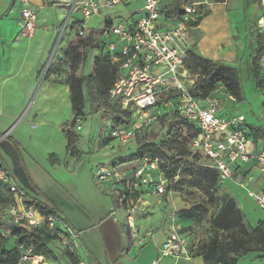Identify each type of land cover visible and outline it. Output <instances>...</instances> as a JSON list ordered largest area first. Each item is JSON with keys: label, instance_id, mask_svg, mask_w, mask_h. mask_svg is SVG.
Instances as JSON below:
<instances>
[{"label": "built area", "instance_id": "2783aa9c", "mask_svg": "<svg viewBox=\"0 0 264 264\" xmlns=\"http://www.w3.org/2000/svg\"><path fill=\"white\" fill-rule=\"evenodd\" d=\"M18 2L19 34L31 37L36 30L35 8L29 0ZM258 2L263 12L255 31L264 37V0ZM211 3L208 0H171L164 5L160 0L74 1L57 37L60 40L68 25L75 21L71 20V12L76 6L83 17L88 18L99 15L102 8L138 5L129 13L128 21L103 16L100 28L91 30L89 34L93 49L98 50L96 56L103 60L107 55L110 65L116 67L108 100L126 114L125 117H117L116 123L108 130V139L126 143L133 140L139 130L164 117L177 115L189 126L187 151L190 157L201 154L203 161L200 164L216 170L221 185L234 180L264 211V189H247V183L252 179L250 166L257 168L264 178V145H259L246 134L243 115L226 111V105L235 101V97L222 86L204 97L190 92L197 76L186 67L189 53L196 44L193 31L198 25L202 5ZM76 37L80 40L88 37L79 25ZM54 52L55 49L50 56ZM256 65L264 73V52L257 57ZM80 121L78 116L76 122ZM80 127L77 123L75 128L79 130ZM193 131L197 134H191ZM126 165L120 161L111 166L99 163L94 175L99 183L107 185L106 192L110 191L115 196L112 214L119 209L125 210L123 229L127 233L128 248H133L144 241L135 224L136 211L148 204V197L154 196L156 203H160L161 197L169 193V180L177 178V175L172 179L165 177L162 166L168 168L172 164L163 156L145 154L136 158L132 167L126 168ZM0 182L12 195L11 203L0 209L2 237H9L13 230L19 228L25 229L29 235H36L39 229H44L54 235L66 252L76 257V264H86L78 254L80 233L58 212L43 213L1 161ZM15 247L19 251V264H39L41 261L33 242H18ZM166 256L190 258L188 241L177 229L165 237L158 248L157 259L151 264H158V260Z\"/></svg>", "mask_w": 264, "mask_h": 264}, {"label": "rangeland", "instance_id": "374dc122", "mask_svg": "<svg viewBox=\"0 0 264 264\" xmlns=\"http://www.w3.org/2000/svg\"><path fill=\"white\" fill-rule=\"evenodd\" d=\"M160 1L164 5L171 0ZM262 12L263 8L258 0H227V4L224 6L220 2L203 4L199 10L197 24L208 13H211L212 17L205 21L201 33L199 32L201 36L197 43V50L200 52L204 48L206 56L215 54L218 56V60L221 59L222 64L235 67L238 70L243 98L241 101L231 102L230 106L233 107L235 114L244 116V127L251 134L250 136L264 145V90L256 88L251 75V66L257 46L255 25ZM67 15L68 13L66 17ZM103 16H109L121 22H126L130 18L127 7L123 6L102 8L99 15L88 18H84L76 6L72 18L75 21H81L79 26L83 28L85 36H89L91 30L100 28ZM66 17H57V23L63 27ZM65 31L66 34L63 33L62 40L67 38L68 32H70L69 36L76 35L74 26L68 25ZM73 41L81 43V46L77 47L79 50L67 52L73 47L71 46L73 42H68L62 48L56 43V51L59 49L60 52L58 54L54 52L56 55L49 58L48 54L45 56L39 69V75L45 76L49 71H52L58 73L60 77L62 75L68 77L67 75L72 73V59L78 61L75 68L77 75L94 74L88 83L86 110H83V115L80 116L81 121L76 122L75 120L74 127L70 126L73 115L69 95L67 91L63 90L64 84H58L43 89L36 96L30 95L26 101L5 100L0 95V119L2 121L0 126L5 124L11 128L5 136H3L4 131H0V136L9 141L7 136L12 131L14 135L18 134L20 130L21 132L26 131V127L30 124L29 121L33 125V120H40L42 124L34 127L30 134L23 133L24 145L39 162H45V158H49L50 153H54L62 163L68 161L64 165L69 166V171H75L76 174L70 173L69 176L72 177L68 175L58 177L59 173L63 172L62 169H54L51 165H46L47 170L52 178H64L63 187L70 194L89 201L92 199L90 197L94 194L93 192H103L104 184L99 183L94 175L97 164L111 166L113 159H129L125 167L130 168L136 163V153L139 147L147 143L160 147L159 152L169 160L171 158L177 160L181 147L184 146L187 151L189 126L181 117L173 115L160 119L146 129L139 130L135 138L126 143L108 139V130L116 123V118L119 115L125 117L126 114L122 113L120 107L111 113L106 112L105 105L109 102L107 90L112 87L113 83L107 73L100 69L95 70L93 67V57L98 50H92L90 45H84L81 40ZM209 59L212 58L209 57ZM52 61H54L53 64ZM5 111L16 114L12 122L8 123L11 120L9 116L2 115ZM77 123L81 126L79 130L75 128ZM61 125L67 126V128L70 126L73 135L71 154L75 156L78 154V161L71 162L66 158V141L60 128ZM195 155L192 158L187 155L183 159L177 178L169 180V193L163 196L160 203L157 204L155 198H149L150 207L141 213L142 226H147V230L162 236H167L173 229H177L187 239L190 252L193 255H201L203 259L207 258L204 260L206 264H223L226 255L238 259L242 258L247 250L264 249V228H261L264 226L263 222L257 231L253 230L255 227L251 226V222H249L251 218L264 221V211L259 209L254 204L255 202H251V207L246 208V205L244 207V214L247 212L249 214L248 221L241 213V221L236 220L233 228L225 230L215 227L214 219L224 209L228 201H234L235 209H239L237 201L233 197L237 198V195L244 192L228 182H224L223 185L215 189L212 188L213 192H211L207 181L197 171L203 157L201 154ZM0 158L13 173L17 172L13 169L12 161L5 159L1 145ZM189 159L192 163H188ZM255 170L260 174L257 168ZM43 181L45 182L44 178L37 179V182L42 186L45 184ZM58 190H52V194L61 197L63 193ZM212 193L213 197H211ZM1 206L0 203V208ZM187 209L195 211V220H185L180 217V212ZM5 240L8 241L9 247L13 245L12 239L7 240L6 238ZM48 248L51 253H39L41 259L39 264H76L69 258L58 240H51L48 243ZM260 256H264V252L253 254L254 258Z\"/></svg>", "mask_w": 264, "mask_h": 264}, {"label": "crops", "instance_id": "0c3cea01", "mask_svg": "<svg viewBox=\"0 0 264 264\" xmlns=\"http://www.w3.org/2000/svg\"><path fill=\"white\" fill-rule=\"evenodd\" d=\"M74 1L81 2L85 0H29L30 4L36 11V30L33 36L26 37L19 34L20 5L18 0H0V95L3 99H20L26 101L30 95L33 94L36 96L43 89L58 84H64L63 90L65 92L67 91L70 97V90L67 84V79L70 74L67 75L68 77H64L63 75L60 77L58 73L49 71L45 76H40L39 69L47 54L49 58L54 49L56 54L60 52L59 49L56 51V43H58V46H61V48L68 44V42H73L71 46H76L78 44L73 40L80 39L77 38L76 35L69 36L70 32L67 33L68 36L65 40L60 38L59 42H57L59 27L61 26L57 23V17L65 18L66 14H69L70 5L73 4ZM94 1H97L98 3L103 2V0ZM216 3L217 2H212L211 4ZM220 4L223 6L226 5L227 0L220 2ZM137 8L138 5H135L132 7L129 6L127 9L129 13H132ZM74 9L71 12L72 22L74 21V18H72ZM53 17H55V20H53ZM211 17V13H208V15L200 21L196 29H194L193 34L195 35L196 44L193 48V52L204 57H210L212 60H218V56L215 54L206 56L204 48L201 49L200 52L197 50V43L201 36L200 33L203 25L205 21ZM64 34H66V31ZM95 56L96 55H94V57ZM220 61L221 59L218 60V62ZM53 62L54 61H52V64ZM93 67L95 68L94 65ZM91 76L93 77L94 74L92 73ZM82 90L85 100V111L88 84H84ZM226 107V111L231 110L230 113H234L232 106L227 104ZM2 115L9 116V119L11 120L8 121V123L12 122L16 116V114L9 111L3 112ZM0 122H2L1 119ZM29 123V126L26 127V131L24 130L21 132L20 130V132L15 135L12 134V131L11 134L7 136L9 141L0 138L3 155L5 159H10V161H12V165L14 166L13 169L17 172L13 173L10 168L6 165L5 166L12 174L16 183L25 190L29 197L33 199L38 198L47 202L80 233V248L78 254L85 263L151 264L152 261L156 260L158 256V248L166 236L147 230V226H142L141 224L143 222L141 218L142 211L150 207L149 198L156 199V197H148V204L139 207V210L136 211L135 224L141 235L144 236V241L139 246L128 248L127 233L123 229L126 212L123 209H119L115 211V214H112L111 211L115 206L116 199L112 192H106L108 188L107 185L104 184L102 193L100 191L93 192L94 194L90 197L92 199L89 201L70 194L68 190L63 187L62 182L64 178L58 179V177L69 176L70 173L76 174L75 171H69V166H65L68 161H63L62 163L61 160L56 158L54 153H50L49 158H45V162H39L33 156V154L27 149V146L24 145L23 133L30 134L33 128L41 125L42 122L40 120H33V125H31V121H29ZM60 128L65 135L67 126L63 127V125H61ZM10 129L11 128H8L5 124H1L0 126V131H4L3 133L6 134ZM261 144L262 143H259V145ZM49 151L51 150L49 149ZM66 151V158L69 161L73 162V160H79V155H72L68 150L67 145ZM0 161L3 162L1 158ZM117 161L119 162L120 159H113L111 165ZM46 165H51L54 169H62L64 173H59L57 179L52 178ZM250 168L252 179L247 183V189H264V178L255 170V167L250 166ZM40 178L45 179V182L43 181L45 183L43 186L37 182V179ZM226 182L244 192L243 194L241 192V194L237 195V198L231 196L237 201L242 216L247 220L249 214L248 212L247 214H244V207L245 205L246 208L251 207V202L254 203V201L247 195L246 189L238 187L234 183V180ZM45 189H47V192H45ZM52 190H58L63 194L61 197L60 195H58V197L54 196ZM163 196L161 197V200ZM249 222L253 223H250L253 227L258 226L261 222L264 224L263 220H253V218H251ZM144 250H146V252H144ZM253 254V252L245 254L238 260L237 264H264V257L254 258ZM158 264H206V262L201 255H193L190 252L189 259L166 256L161 257L158 260Z\"/></svg>", "mask_w": 264, "mask_h": 264}, {"label": "trees", "instance_id": "16d2710c", "mask_svg": "<svg viewBox=\"0 0 264 264\" xmlns=\"http://www.w3.org/2000/svg\"><path fill=\"white\" fill-rule=\"evenodd\" d=\"M214 1L222 2L224 0H214ZM177 4H179V2ZM80 22L81 21L76 20L73 22L71 26L77 27L80 24ZM82 41L84 42V45H90L91 48H94L93 40L91 39V36H88L86 39ZM255 41L257 43V46L255 48V55L251 66V75L255 82L256 88L258 90H264V73L261 72L256 65L257 57L264 52V37L263 35L257 33L256 31H255ZM79 46H81V43H78L76 46L71 47V49H69L67 52L70 51L75 52V50H78L77 47ZM106 58L107 55L104 56L103 60H101L97 56L94 57L95 70L96 69L103 70L104 73H107V75L110 76V80L113 83L116 74V67L110 65V63ZM77 64H78L77 59H72L71 61L72 73L69 75L67 79V84L70 90V97H69L70 104L73 113V119L70 123V126L73 127L76 118L78 116L83 115V110L85 108V100L83 96L82 86L84 84L87 85L89 81L92 79L91 75H81V76L77 75L75 73V68ZM186 67L188 68L191 74L197 75L194 83L190 87V92L193 95L204 97L207 94L214 91L218 86H222L223 89L229 92L231 95H233L237 101L242 100L243 98L242 88L239 81L238 70L235 67L226 66L221 62L203 57L201 55L194 53L193 51H190L189 53V57L186 62ZM116 108H118V106L114 102L109 101L105 105V110L108 113H111ZM70 126L67 128L65 135H66L67 148L72 153L73 135L70 131L71 130ZM191 134H197V131H193L191 132ZM246 134L248 136L251 135L248 132H246ZM253 139L256 142V139L255 138ZM156 146L157 145L150 143L141 145L136 153L137 156L136 158L148 154L152 157L157 155V156H163L167 159L168 157L162 155V153L159 152L160 147L157 146L158 147L157 148ZM179 152H180L178 153L179 159L172 160L171 158L169 160V162L172 164L171 167L165 168L164 166H162L164 175L167 179H172L175 175H178V172L182 166L183 159L186 158L187 155L189 156V153H187L184 146L181 147ZM127 160L129 159H121L120 162H127ZM188 163H192L191 159H189ZM197 171L207 181L209 188L211 189V192H213L212 188L215 189L216 187L221 186V184L218 182V174L216 170L200 165L199 167H197ZM211 197H213V193L211 194ZM34 200L37 202L39 209L43 213H47V212L57 213L56 209L53 208L51 205H49L47 202L42 201L38 198ZM11 201H12L11 193L9 192L7 187L0 182V203L2 204L1 208L10 204ZM180 217L185 220H195L196 218L195 211L193 209L183 210L180 212ZM236 220L241 221V211L239 209H235L234 201H228L224 209L214 219V225L216 228L229 230L235 226ZM260 225L261 223H259L258 226H256L253 230L257 231L258 229H260L261 227ZM261 228H264V226H262ZM1 230H2V224L0 223V264H19V251L15 247V244L18 242H24V243L33 242L35 245L36 253L38 255L39 253H47V252L51 253L50 249L48 248V243L51 240L55 239V237L49 231H46L44 229H39L38 234L29 235L26 232V230L22 228L13 230L11 232V235L7 237V240L8 238L13 240V245L9 247L7 245V241L5 240L6 238L2 237L1 235ZM249 252H253L254 254L260 253V252H264V249H259L256 251L247 250L245 254ZM66 254H68L69 258L76 263L77 259L75 256H73L68 252H66ZM261 257L264 256H260V258ZM239 259L240 258L237 259V257H230L229 255H226L223 259L224 261L223 264H237ZM204 260H207V258H204Z\"/></svg>", "mask_w": 264, "mask_h": 264}, {"label": "water", "instance_id": "95a60500", "mask_svg": "<svg viewBox=\"0 0 264 264\" xmlns=\"http://www.w3.org/2000/svg\"><path fill=\"white\" fill-rule=\"evenodd\" d=\"M0 137H2V136H0Z\"/></svg>", "mask_w": 264, "mask_h": 264}]
</instances>
